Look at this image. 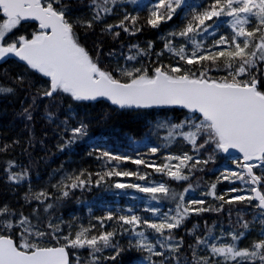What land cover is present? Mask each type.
Masks as SVG:
<instances>
[{"label": "trees", "instance_id": "16d2710c", "mask_svg": "<svg viewBox=\"0 0 264 264\" xmlns=\"http://www.w3.org/2000/svg\"><path fill=\"white\" fill-rule=\"evenodd\" d=\"M116 1L120 2L126 15L138 17L136 26L140 31L133 29L134 34H130L122 28H114L111 33L103 30L106 25H116L123 19L125 14H121V10H113L102 22L94 23L92 29L75 28L79 43L98 61L102 69L112 72L118 78V68H149L151 74L154 67L179 64L185 70L191 69L197 74L202 70L201 64L188 65L181 61L171 49L165 48V41L169 38V33L178 32L187 24L193 9L202 10L210 0H185V4L177 10L173 19L161 23L158 28H152L146 23L151 0L136 3L128 0ZM91 16L89 0H77L71 5V18L90 19ZM228 19L221 17L217 21L219 27L214 26L209 30L211 35L202 34L196 39L202 40L204 48H207L221 35H230L231 28L224 23ZM254 26L253 19L248 27ZM129 27H132L131 24ZM22 31V35L30 39L36 26L25 24ZM115 32H119V36L114 35ZM180 41L184 42L182 45L186 49L185 54L191 55L193 45L182 37L173 39V47ZM133 45L142 50V54H137V48H133ZM129 55H135L136 59L127 60ZM203 64L210 67L208 76L213 79L226 75L222 61L218 62V67L211 66L210 61ZM252 72L261 82L260 88L264 91V62H258ZM21 75L24 77L23 85L18 84L16 79ZM0 86L14 89L12 93L0 94V149L8 145L4 151H0V207L6 205L11 209L14 214L13 221L19 219V214L22 213L39 230L49 233L38 240L33 237L42 246H59L57 240L52 238L53 235L60 237V243H63V236H74L81 227L91 228L92 235H99L101 231H113L114 228L118 229L116 217L120 215L134 214L151 222H159L165 213L175 215L176 200L161 194L153 199L151 194L134 187H115L118 183L145 187L161 182L177 194L191 185V190L185 194L184 204L188 205L189 200H203V205L191 207L212 210L199 213L192 211L180 227L172 230L174 239L171 243L181 244L178 253L167 252L156 244V250L165 252V256H152L146 251L130 247V241L134 244L137 238L118 229L113 241L123 251L112 260L107 257L115 255V250L104 249L96 253L99 258L97 264H161L162 261L163 264H191V246H195L198 256L213 259L206 246L196 245L197 236L210 242L213 237H218L215 243L219 245L232 242L230 232H244L245 236L236 242L238 248L249 247L253 241L264 238L260 235L264 231V224L260 221V211L256 209L254 201L229 204L206 194L213 183L216 184V196H223L225 190L232 187H241L244 190L250 188L239 180L229 181L222 178V169L234 166L219 152H215L213 159L207 164L198 165L191 173L185 168L184 173L189 176L188 180L177 181L165 173L155 171V167L163 164L165 157L170 154L180 155L187 152L189 155H198L201 160H208L212 155L214 146H206L197 153L182 136L169 138L170 126L179 124L189 116L186 111L177 108L118 109L106 102L74 101L70 95L64 93L58 94L53 101L39 95L48 86L47 77L14 61L0 66ZM25 109L31 113V119H28ZM49 111L54 113L51 119L47 115ZM81 123L86 125V135L75 138L73 143H67L72 139L71 129L79 127ZM177 131L187 132L189 129L185 126ZM199 142L202 143L203 140ZM153 147L158 149L154 154L150 151ZM103 152L127 156L129 159L109 161L107 157L101 156ZM136 159H142L145 164L132 163ZM9 161L14 162V167L6 170ZM146 164L153 166L146 167ZM25 169L28 176L23 181L17 183L8 179L9 171L20 173ZM112 169L134 175L105 176L97 184L100 176ZM254 172L259 175L261 170L256 168ZM81 173L82 179L91 182L84 187L64 188V185L71 183L68 177ZM140 176H144V179H140ZM65 190L68 192L67 196H63ZM40 192L47 194V198H41L43 202L33 198ZM48 205L52 207L45 211ZM150 208L158 209L157 215H153L148 210ZM109 214L113 216L112 220L103 219ZM244 222H248L247 229L242 227ZM49 223L58 225L60 230L52 232L48 227ZM208 229L212 230L211 236L207 235ZM18 231L5 230L3 234L13 236L15 242L19 243ZM143 231L155 243L158 234L146 226ZM68 251L73 264H76L77 259V256L71 255L73 252L77 253L83 264H90L87 248ZM174 256L179 260L174 259ZM214 259L222 260L221 257ZM255 264H259V261Z\"/></svg>", "mask_w": 264, "mask_h": 264}, {"label": "snow or ice", "instance_id": "6c2138e0", "mask_svg": "<svg viewBox=\"0 0 264 264\" xmlns=\"http://www.w3.org/2000/svg\"><path fill=\"white\" fill-rule=\"evenodd\" d=\"M82 2V0H81ZM135 2V0H133ZM116 0H89L92 12L90 19L80 17L71 18V5L66 0H0V60L9 55L19 58L29 69L35 70L48 78V86L39 95L55 100L60 93L68 94L74 101L97 100L106 98L112 104L124 107L149 108L153 106H180L190 113L179 124L170 126L169 138L174 139L180 135L192 145L194 152L199 153L206 146H214L213 153L208 160H200L189 155H169L165 162L155 167L156 172H162L177 181L188 180L189 176L184 173L187 168L191 173L200 164H207L213 159L215 152L228 153L235 149L242 154V160L235 159L233 163L239 171H227L222 178L229 181L239 180L249 188L251 195H236L225 200V196H216V184L210 186L207 195H211L224 203L258 201L255 205L260 209V221L264 224V91L261 90V82L252 72L258 62H264V0H210L202 10L193 9L191 18L187 24L178 32H171L166 38L165 48L171 49L174 55L185 64H201L202 70L197 72L191 69L185 70L181 66H157L151 70L147 68H118L117 71L125 79L118 78L112 72L102 69L97 60H94L89 52L83 47L75 33L76 27L92 29L94 23L102 22L103 18L111 14ZM185 0H156L148 9L146 23L152 28H158L161 23L173 19L177 10L181 9ZM221 17L229 18L227 23L231 28L230 35H221L212 45L204 48L203 41H198L197 36L202 34L211 35L209 31L214 26L219 27L217 21ZM215 18V19H214ZM255 22V26H248ZM21 21L38 22V29L31 34V38L20 35L7 40V34L20 25ZM137 16L125 15L116 25H106L104 31L112 32L114 28H122L125 32L134 34L141 29L137 27ZM212 21V23H208ZM131 24V28L129 27ZM119 32L114 35L119 36ZM182 37L193 45L191 55H186L184 45L179 49L173 47V39ZM137 48L136 45L132 46ZM151 43L149 48H151ZM137 54L142 50L137 48ZM127 60H135V55H129ZM210 61L211 66L218 67V62H223L226 75L213 79L208 76L209 66L203 62ZM17 83L24 84V77L18 76ZM12 87L0 86V94L12 93ZM28 119L31 113L25 109ZM199 114V115H197ZM51 119L54 113L48 112ZM187 126L189 131H177ZM72 139L67 143H73L75 138L86 135V125L81 123L79 127L71 129ZM203 140L202 143L199 140ZM8 145L0 151H4ZM150 151L154 154L158 151L153 147ZM102 157L109 161L127 160V156L112 155L103 152ZM177 161L178 163H171ZM256 161L258 163H252ZM135 164H145L142 159L133 160ZM151 167L153 165H145ZM14 167V162H8V169ZM261 169L259 175L254 169ZM81 175L70 176V184L64 188L84 187L90 180H84ZM131 176L134 173L120 172L116 169L105 172L100 176L99 184L105 176ZM28 171L25 169L20 173L9 171L8 179L20 182L26 179ZM144 179V176H140ZM220 178H218L219 181ZM257 185L261 186L258 188ZM117 188L134 187L141 192L151 194L153 199L157 194L170 197L177 202L175 215L165 213L159 222H151L137 215H120L116 217L118 229L134 235L137 239L130 247L143 250L152 256H165V252L157 251L156 244L170 253H178L181 249L180 243H171L174 239L172 230L181 226L188 214L192 211L197 213L210 211V208H195L191 205H203V200H192L188 205L184 204L185 194L191 190V185L181 193L171 192L163 183L153 187H141L140 185L116 184ZM239 189L232 188L230 192H238ZM68 192L63 191V196ZM227 195V193L225 194ZM47 198L45 192L33 196L40 200ZM52 207L48 205L45 208ZM157 215L158 209H148ZM219 211V209H216ZM11 209L6 205L0 207V264H73L70 259L69 249L80 250L87 248L90 264H97L96 253L104 249L113 248L115 255L107 259L115 260L121 249L113 241L117 228L113 231H101L99 235H92L91 228L81 227L73 236L72 234L62 237L52 236L57 240L59 246H42L38 239L43 238L46 233L33 225L28 217L22 213L19 219L13 221ZM112 220L109 214L106 218ZM122 222V223H119ZM127 227H124V226ZM154 230L158 234L155 243L143 231V227ZM52 232H58L59 226L49 223ZM243 228H248V222H244ZM103 228V223H101ZM18 229L19 243L15 242L13 236L5 235L3 232ZM140 229V230H138ZM211 229L207 235L211 236ZM167 232V234H165ZM231 243L217 245L213 237L212 241L197 236L196 245H204L208 248L213 259L207 256L197 255L195 246L193 248V261L191 264H264V238L253 241L249 247L238 248L236 242L245 236L244 232H230ZM264 237V231L260 233ZM33 237L37 240H33ZM76 264H83L77 253ZM221 257L222 260H215ZM179 260L178 257H173ZM163 264V261L161 262Z\"/></svg>", "mask_w": 264, "mask_h": 264}, {"label": "water", "instance_id": "95a60500", "mask_svg": "<svg viewBox=\"0 0 264 264\" xmlns=\"http://www.w3.org/2000/svg\"><path fill=\"white\" fill-rule=\"evenodd\" d=\"M22 22H24V23H31V24H33V23H35L37 26H38V22H35V21H22ZM15 61V62H17V63H19V64H22V65H25L26 67H27V65L23 62V61H20L19 60V58H17V57H15V56H12V55H9L8 57H6L5 59H3V60H0V66L1 65H3V64H5L7 61ZM28 68V67H27ZM29 69V68H28ZM32 70V69H31ZM34 72H35V70H33ZM38 73V72H37ZM98 101H105V102H107V103H109V104H111L112 106H115V107H117V108H120V109H122L121 107H119L118 105H114V104H112L111 103V101H109V100H107L106 98H98L97 100H89V101H86V102H98ZM124 108H129V109H138V108H136V107H124ZM149 108H158V109H164V108H178V109H180V110H184V111H187L188 112V110L187 109H183V108H181L180 106H153V107H149ZM149 108H141V109H149ZM197 115H199V114H197ZM222 154H224V155H231V156H233V157H240L241 159H242V154L241 153H239L237 150H235V149H230L229 150V152L228 153H224V152H222ZM257 187L258 188H260L261 186H259V185H257ZM255 201V200H254ZM255 202H257L258 203V201H255ZM260 210V209H259Z\"/></svg>", "mask_w": 264, "mask_h": 264}, {"label": "rangeland", "instance_id": "374dc122", "mask_svg": "<svg viewBox=\"0 0 264 264\" xmlns=\"http://www.w3.org/2000/svg\"><path fill=\"white\" fill-rule=\"evenodd\" d=\"M75 1H77V0H66V2H69L70 5H73V3ZM128 1H133V0H128ZM140 1L141 0H135V3L136 2H140ZM155 2H156V0H151V3L152 4L155 3ZM110 7H112L113 10H121V12H123L121 14H125L126 15V12L123 9H121L120 2L119 1H116L115 4H111ZM148 7H149V5H148ZM0 22H2V20H0ZM33 25H35V23H33ZM23 26H25V23L21 21L20 25H18L17 28L13 29L11 33L7 34V40H8V42H11L12 38L22 35V33H23V31H22L23 30ZM37 29L38 28L36 27V30ZM82 34H83V31L81 32V36H82ZM182 44H184V42L183 41H180V42H178V43L175 44V47L174 48L179 49V47ZM147 69H149V68H147ZM120 78L121 79H124V77H122L121 75H120ZM258 169L261 170L260 168H258ZM263 190H264V188H263ZM240 192L242 193V195H246L247 196L250 191H249V188H248L247 190H241Z\"/></svg>", "mask_w": 264, "mask_h": 264}, {"label": "bare ground", "instance_id": "6f19581e", "mask_svg": "<svg viewBox=\"0 0 264 264\" xmlns=\"http://www.w3.org/2000/svg\"><path fill=\"white\" fill-rule=\"evenodd\" d=\"M171 155V154H170Z\"/></svg>", "mask_w": 264, "mask_h": 264}]
</instances>
